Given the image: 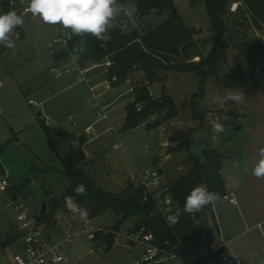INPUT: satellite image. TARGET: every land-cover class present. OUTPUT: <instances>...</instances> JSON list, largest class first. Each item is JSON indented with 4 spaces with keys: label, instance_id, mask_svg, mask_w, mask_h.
<instances>
[{
    "label": "rangeland",
    "instance_id": "1",
    "mask_svg": "<svg viewBox=\"0 0 264 264\" xmlns=\"http://www.w3.org/2000/svg\"><path fill=\"white\" fill-rule=\"evenodd\" d=\"M118 4H120L119 0ZM174 4L185 23L198 27L201 33L196 41L193 39L191 52L207 54L210 50L207 49V42L211 46L213 33L204 0H198L197 3H193L192 0H175ZM125 5L128 6L125 9L127 11L133 4L128 1ZM168 15V9L152 10L146 15L134 14L132 17L121 14L117 15L112 23L126 31L138 29L139 34L142 35L149 28L166 20ZM23 18V32L17 33L16 28L10 34L15 47L9 49L0 45V176L6 174L9 182L15 187L21 185L24 179H28L26 186H23L20 192L28 208L36 214L41 203L47 202L49 194L59 198L69 184L59 160L66 154L62 151V147L66 144L62 142L54 151L51 150L41 120L47 117L51 122L50 127H53L57 120H64L65 123L62 125L70 127L68 113L76 110L74 104L68 103L70 100H75L76 105L87 109L89 120L95 117L94 108L92 109L90 104L91 92H87L83 80L77 81L78 76L82 75L77 70L66 74L63 69L76 63L81 68H86V72L95 75L100 73L99 79L103 81L106 79L108 68L102 62L86 61L79 64L73 54L61 55L54 64L55 55L66 50L67 40L63 41L61 38L63 39L67 34L73 36L71 31L59 25L46 24L38 16L30 18L28 15H23ZM125 24L128 27H125ZM191 28L196 32L195 28ZM107 37L108 34L106 38L100 40L104 42ZM251 37L256 39L253 31ZM54 39L56 41L53 42ZM233 39L234 37L225 39L227 43L225 58L219 64L215 75H207L205 93L202 96L193 95L199 92L198 85L204 69L191 72L159 70V80L151 83L145 79L142 70V72L136 70L131 75L136 81L137 88L147 85L155 99L163 94L170 95L175 104L176 114L168 116L169 112L166 109L155 110L157 112L155 120L146 117L136 128L120 132L119 138L112 131L101 136L93 132L91 136H94V140L91 147L98 155H95L86 169L90 175H93L96 184L105 190L120 193L128 185L126 175L129 172L147 168L158 171L165 181L172 183L176 177L189 169L193 159H202L204 149L215 147L212 143L213 137L217 134L213 131L214 124L224 125L226 122L228 132L225 130L224 135L227 134L232 139L242 133L240 129L236 131L239 123L235 109L228 103L220 107L212 99L221 89V85L227 82L248 84L253 81L251 74L255 70L235 46ZM51 41L53 46L50 47L53 52L47 45ZM191 60L198 61L199 55H194ZM52 65H56L60 73H63L55 76L56 72L50 70ZM69 80H76L71 89L52 95ZM36 85L39 87H35ZM128 86L129 84H122L118 90L126 89L127 93ZM137 88L134 89L135 92H128L124 96L125 108L134 101ZM206 94L211 96L206 97ZM49 95L52 96L41 101ZM29 99L35 104H30ZM145 101L147 102L146 99ZM124 120L122 113L113 117L114 131L121 130ZM120 141L122 145L116 147V142ZM110 173L115 174V178H112ZM34 174L37 176L32 177ZM217 201L214 202L213 207L220 219L219 214L224 210L218 206ZM208 211L210 219H213L212 210ZM231 211H235V208ZM9 212L12 214L13 211L9 210ZM65 216L68 219L71 217L67 208L62 209L60 220L65 219ZM100 219L105 224L111 225L117 222L118 215L113 210H107ZM42 220L47 221L48 224L57 223L55 215ZM77 223L78 221L75 225ZM11 224H14L12 216L6 211L1 212L0 238L4 237ZM247 236H251L250 240H253L251 253L257 254L253 264H259L257 258L264 253V236L258 228L244 237ZM91 246L92 242L85 236L76 237L72 245L66 248L72 262L61 264H130L139 253L138 247L129 249L111 247L92 251ZM3 250H0V253H3ZM168 264L190 263L184 259H175Z\"/></svg>",
    "mask_w": 264,
    "mask_h": 264
},
{
    "label": "trees",
    "instance_id": "2",
    "mask_svg": "<svg viewBox=\"0 0 264 264\" xmlns=\"http://www.w3.org/2000/svg\"><path fill=\"white\" fill-rule=\"evenodd\" d=\"M121 5L128 1L137 7L138 15H146L152 10L161 11L168 9L169 15L163 22L153 28H149L144 34H139L138 29L121 32L120 27L108 33L106 41H101L91 35H85V52L77 55L72 51L73 46L81 43V37L71 36L66 42V50L55 55V60L61 55L73 54L77 62L101 63L110 59L113 63L107 69L106 78L112 85H118L131 76L136 70H142L150 83L159 80V70H175L178 72H191L204 69L198 85L199 92L193 96H202L205 93L204 85L207 75L217 73L221 61L225 58L227 43L225 39L234 37L233 42L240 53L255 70L264 63V44L251 37L252 28L264 29V0H204L210 21V29L213 33L212 44L207 54L192 53L194 30L189 27L174 4L175 0H119ZM233 2H237L234 10H231ZM8 12L5 8L4 13ZM19 30L20 28L17 27ZM232 35V36H231ZM97 41L103 45V50H98L90 45V41ZM186 43L190 46L184 53L181 47ZM199 55L198 61L191 58ZM178 58V59H177ZM253 81L246 86H254L255 72L251 74ZM133 102L126 106V115L121 132L136 128L144 118L155 110L166 109L168 116L176 114L173 98L168 94L151 99L148 95L147 85L139 86ZM147 100L143 111H135V102ZM51 150H55L58 144L65 142L68 145L66 158L60 159L62 172L68 177L69 184L62 195L57 198L49 194L47 210L45 214H37L39 219L54 216L57 211L65 209L64 198L73 196L76 202L88 210V218L101 216L107 210H113L118 215L114 225H120L130 217H136V223L152 225L158 244L168 241L170 245L178 241L197 243L204 240L201 225L206 219L208 206L204 207L194 216L183 213L185 197L198 184H205L209 191L219 195L226 192L225 181L220 173L222 167V154L215 148H207L202 151V159H193L189 169L172 181L173 197L180 212L179 222L170 227L162 218H148L150 204H140L141 192L133 191L128 185L120 193H113L96 184L93 175L87 171L86 166L90 161L85 157L81 145L84 139H78L80 145L70 143V135L65 134L59 127L47 126L41 122ZM28 179H24L15 190L21 191L26 186ZM83 183L87 187V195L80 196L74 192L77 184ZM197 221L199 223H197ZM20 234L15 225L11 224L4 237L0 238V250L12 244Z\"/></svg>",
    "mask_w": 264,
    "mask_h": 264
},
{
    "label": "built area",
    "instance_id": "3",
    "mask_svg": "<svg viewBox=\"0 0 264 264\" xmlns=\"http://www.w3.org/2000/svg\"><path fill=\"white\" fill-rule=\"evenodd\" d=\"M28 0H0V14L4 13L6 8L8 11H16L20 15H28L26 12ZM237 2H233L231 10H234ZM257 41L261 40L259 30L252 28ZM70 38L67 34L61 40L66 41ZM58 40V39H57ZM56 41L55 39L53 42ZM52 51V47H50ZM102 63L107 68L112 65L110 59L104 60ZM77 70L81 74V80L84 79L83 74L86 68H81L74 63L71 67L63 69L64 73ZM57 75L60 70L55 69ZM107 72V70H106ZM125 82L129 84L128 92H135L137 88L136 81L131 77H127ZM148 88V95L153 97V92ZM89 91H95V85H89ZM96 94L95 97H98ZM155 99V98H154ZM30 104H35L29 99ZM147 102L140 100L135 102V111H143ZM104 106H98L95 110L98 120L107 118V114L103 111ZM147 117L151 120L157 118V112H151ZM48 124V122H46ZM75 124V123H74ZM92 126H86L85 132H89ZM74 145H80L78 139L74 141ZM116 146V145H115ZM83 148V145H81ZM128 186L133 190L141 192L140 204L149 203L150 210L148 218L154 219L160 217L166 222L168 215L177 213V205L173 197L172 184L165 181L158 171L151 168L144 170H134L126 175ZM11 183L6 174L0 176V213L12 210V218L14 225L19 232V238L13 244L5 248L0 253V264H61L71 263L70 256L66 248L71 246L74 239L78 236L92 242L91 250L101 251L111 247L132 248L138 247L139 254L137 258L130 264H168L169 261L175 259H184L190 264H243L242 254L229 247L230 239L225 237L221 230L217 228L214 232L206 235L204 240L197 243H186L178 241L174 245H170L165 241L162 245L156 241V236L152 225L146 223L123 222L120 225H107L101 219L94 217L87 219L85 223L78 213L68 210L70 219H61L62 210L55 213L56 224H48L38 218L37 214L32 212L25 198L20 191H12L10 195H6ZM221 198L227 200L231 204H236L237 200L232 192L224 193ZM214 203L208 207L214 211ZM78 223L75 225V222ZM264 236V220L255 224ZM259 264H264V253L258 258Z\"/></svg>",
    "mask_w": 264,
    "mask_h": 264
},
{
    "label": "crops",
    "instance_id": "4",
    "mask_svg": "<svg viewBox=\"0 0 264 264\" xmlns=\"http://www.w3.org/2000/svg\"><path fill=\"white\" fill-rule=\"evenodd\" d=\"M189 27L196 29V32L194 31L193 33V39L196 41L201 33L198 30V27H194V25ZM22 32L23 28L20 26V29L17 30V33ZM259 33L261 35L260 42L264 44V29L259 30ZM207 43L208 49L211 46L209 42ZM47 45L49 47L51 45L53 46V42H48ZM55 62L56 60L54 59V64ZM55 69H57L56 65L50 66L51 71H55ZM70 72L66 74H69ZM139 72L142 71L140 70ZM62 73H59V75ZM59 75L55 74V76ZM99 75L100 73L95 75L93 73L86 72L83 74V81L87 86V92H91L89 91V85H95V91L93 93L91 92L92 98L90 103L91 108H94V113L98 106H104L105 108L103 111L107 114V118L98 120L95 113V117L89 120L90 118L88 117L87 109L76 105L75 100H70L68 103L74 104L73 107L76 109L73 112L68 113L67 119L71 121L70 127L62 125L65 123L64 120H57L53 126L59 127L65 134H69L71 138V144H74L76 139L83 138V150L85 157L90 161V163L93 161L94 157H96L95 155H98L91 147V143L94 140V136H91V134L95 132L97 136H101L102 134L112 131L119 138L121 130L114 131L112 119L116 114L122 113L124 118L126 115V98H124V96L128 92L126 93V89H118H120L122 84L127 83L123 81L118 85H112L107 80L106 76V79L100 81ZM80 78L81 77L78 76L77 81H79ZM75 81L76 80L65 81L63 86H61V88L52 95L54 96L61 91L71 89L75 84ZM221 86L222 87L218 90L217 95H227V90H236L238 93L243 94V99L239 103L232 101L228 102L231 108L235 109L238 114L237 120L240 127L236 128V131L240 129L242 130V133L235 136L233 139L227 134L225 136L224 133H226L225 130L227 129L225 122L223 125L224 131L217 132V134L212 139V143L215 146L212 148H215L222 154V167L220 169V173L225 181V193L232 192L236 197L237 203L231 204L227 200L222 199L221 195H219L220 198L219 201H217L219 202L218 206H221L224 212H220V219H218L214 209V211H212L213 219H210L208 211L206 214V219L201 225V229L203 236L205 237L219 228L222 234L231 240L229 247L238 250L242 254L243 264H253L254 259L257 257L256 253H251L253 240H250L251 236H244L250 231L257 229L255 226L257 222L264 220V177L258 179L252 175L251 172V169L255 166L259 159V149L264 148V63L255 69L254 86L241 85L233 81L227 82ZM35 87H39V85H36ZM96 94H99V96L95 97ZM52 95L44 97L41 101L47 100ZM208 96H211V94H206V97ZM215 96L216 95L212 97L213 100ZM41 121L47 126H50L51 122L50 120H47V117ZM46 122H48V124ZM89 125L92 126L90 131L85 132L84 128ZM121 145V141L118 143L116 142V147ZM67 149L68 145L62 147L64 154L66 153ZM65 158L66 154L65 156L59 158V160ZM110 175L112 178H115V174L110 173ZM15 188L16 187L11 184V187L8 189L6 195H10V193H12ZM232 208H235V211H231ZM209 209L210 208L208 207V210ZM6 212L12 216L9 211ZM58 212L59 211H57V214ZM97 218L100 219V216ZM126 221L135 223L137 218L130 217ZM115 223L116 222L113 224ZM197 223L199 222L197 221ZM12 244L5 248L10 247Z\"/></svg>",
    "mask_w": 264,
    "mask_h": 264
},
{
    "label": "clouds",
    "instance_id": "5",
    "mask_svg": "<svg viewBox=\"0 0 264 264\" xmlns=\"http://www.w3.org/2000/svg\"><path fill=\"white\" fill-rule=\"evenodd\" d=\"M23 2V0H22ZM126 5L118 4V0H28L26 12L33 17H39L49 25H59L65 30H70L75 36L81 37V43L73 46L72 51L77 55L85 52L84 37L91 35L97 39L106 38L115 26L112 21L117 15L132 17L137 13V7L131 5L126 11ZM24 24L23 16L16 11H8L0 14V45L12 49L15 47L10 34L19 26ZM125 27H128L125 24ZM124 32V29H121ZM227 95H216L214 102L220 106L229 101L239 103L243 94L236 90H227ZM214 132H223L224 126L220 123L213 125ZM256 178L264 177V148L259 149V159L251 169ZM76 195L86 196L87 187L83 183L77 184L74 189ZM219 194L209 191L207 185H196L185 197L183 213L194 216L204 207L219 200ZM66 208L73 213H78L81 219L87 223L88 210L81 207L73 196L64 198ZM181 213L168 215L165 219L170 227L179 222Z\"/></svg>",
    "mask_w": 264,
    "mask_h": 264
},
{
    "label": "water",
    "instance_id": "6",
    "mask_svg": "<svg viewBox=\"0 0 264 264\" xmlns=\"http://www.w3.org/2000/svg\"><path fill=\"white\" fill-rule=\"evenodd\" d=\"M192 1H193V3H197L198 2V0H192ZM90 45L93 46L94 48L100 50V51L103 50V45H101L97 41H94V40L90 41ZM189 46H190V43H186L185 45H183L181 47V52L184 53L186 48H188ZM239 127L240 126H237V128H239ZM36 176H37V174H34L32 177H36ZM46 210H47V204H46V202H42L41 205H40L39 214L40 215L45 214Z\"/></svg>",
    "mask_w": 264,
    "mask_h": 264
}]
</instances>
